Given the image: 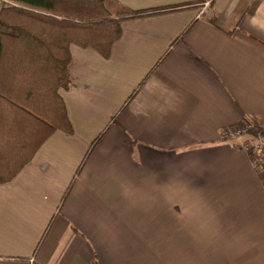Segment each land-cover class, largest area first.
<instances>
[{"label": "crops", "instance_id": "crops-1", "mask_svg": "<svg viewBox=\"0 0 264 264\" xmlns=\"http://www.w3.org/2000/svg\"><path fill=\"white\" fill-rule=\"evenodd\" d=\"M110 3L109 56L70 45L72 131L0 114V152L34 149L0 183V264H264V174L223 138L264 123V0Z\"/></svg>", "mask_w": 264, "mask_h": 264}, {"label": "trees", "instance_id": "trees-1", "mask_svg": "<svg viewBox=\"0 0 264 264\" xmlns=\"http://www.w3.org/2000/svg\"><path fill=\"white\" fill-rule=\"evenodd\" d=\"M13 1L35 11L0 13V114L6 116L1 127L13 132L30 121L45 126L49 135L58 129L71 132L59 94L71 82L70 45L92 47L109 56L122 35L124 14L112 18L106 8L108 0ZM33 151L24 156L22 151L15 155L0 152V183L11 181ZM6 158H14L15 164H5Z\"/></svg>", "mask_w": 264, "mask_h": 264}, {"label": "built area", "instance_id": "built-area-1", "mask_svg": "<svg viewBox=\"0 0 264 264\" xmlns=\"http://www.w3.org/2000/svg\"><path fill=\"white\" fill-rule=\"evenodd\" d=\"M17 4L13 0H0V13L4 10L15 7ZM207 3L204 11H206ZM254 120H248L240 125L233 126L223 132L225 140H235L244 137H249L245 141L243 148L250 157L252 167L259 173L264 174V128Z\"/></svg>", "mask_w": 264, "mask_h": 264}, {"label": "rangeland", "instance_id": "rangeland-1", "mask_svg": "<svg viewBox=\"0 0 264 264\" xmlns=\"http://www.w3.org/2000/svg\"><path fill=\"white\" fill-rule=\"evenodd\" d=\"M107 2H109V4H111V3H110L111 0H108ZM107 2H106V3H107ZM106 8H107V4H106ZM258 123H259V125H260V124H263V125H261V126L264 128V123H263V122H258ZM242 138H245V141H247V140L249 139V137L246 136V135H245L244 137H242Z\"/></svg>", "mask_w": 264, "mask_h": 264}]
</instances>
